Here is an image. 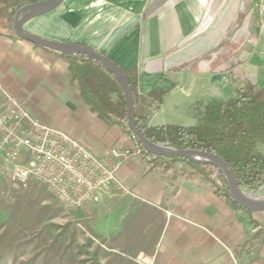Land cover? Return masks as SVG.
Masks as SVG:
<instances>
[{"label": "crops", "instance_id": "obj_1", "mask_svg": "<svg viewBox=\"0 0 264 264\" xmlns=\"http://www.w3.org/2000/svg\"><path fill=\"white\" fill-rule=\"evenodd\" d=\"M24 29L136 69L139 94L165 92L149 126H193L199 103L229 99L246 82L264 87V0H65ZM74 59L0 31V82L114 166L109 151L136 142L91 111L72 82ZM194 170L172 158L130 157L116 169L127 191L86 207L96 232L115 242L128 236L146 264H264V210L233 206Z\"/></svg>", "mask_w": 264, "mask_h": 264}, {"label": "trees", "instance_id": "obj_2", "mask_svg": "<svg viewBox=\"0 0 264 264\" xmlns=\"http://www.w3.org/2000/svg\"><path fill=\"white\" fill-rule=\"evenodd\" d=\"M38 1L43 0H0V10H6L12 31L14 13L26 4ZM124 72L134 98L136 124L150 141L174 149H195L216 154L232 170L241 189L264 197V87L246 82L237 87L234 96L229 99L199 103L194 107L197 123L193 126H149L150 109L160 107L165 92L155 90L141 95L137 90L136 69ZM72 82L79 87L91 111L130 134L144 154L164 159L147 152L130 130L123 90L105 65L89 55L75 56ZM172 159L187 162L202 176H205L207 168L215 170L220 182L210 181L216 190L233 206L250 212L232 198L228 183L218 168L180 157Z\"/></svg>", "mask_w": 264, "mask_h": 264}, {"label": "built area", "instance_id": "obj_3", "mask_svg": "<svg viewBox=\"0 0 264 264\" xmlns=\"http://www.w3.org/2000/svg\"><path fill=\"white\" fill-rule=\"evenodd\" d=\"M156 109H150V116ZM114 166L60 129L34 116L0 82V180L27 187L43 186L64 207L84 209L127 189L116 175L118 166L141 147L112 148Z\"/></svg>", "mask_w": 264, "mask_h": 264}, {"label": "rangeland", "instance_id": "obj_4", "mask_svg": "<svg viewBox=\"0 0 264 264\" xmlns=\"http://www.w3.org/2000/svg\"><path fill=\"white\" fill-rule=\"evenodd\" d=\"M6 15L1 9L0 31L14 35ZM203 177L220 182L212 168ZM128 239H104L94 213L64 207L41 185L0 180V264H146Z\"/></svg>", "mask_w": 264, "mask_h": 264}, {"label": "water", "instance_id": "obj_5", "mask_svg": "<svg viewBox=\"0 0 264 264\" xmlns=\"http://www.w3.org/2000/svg\"><path fill=\"white\" fill-rule=\"evenodd\" d=\"M65 0H43L29 3L19 8L12 17L13 32L17 37L25 39L35 45L47 48L52 51L66 53L72 56L81 54L93 57L98 63L105 65L118 80L126 101V110L128 126L133 132L141 146L149 153L156 156L173 158L180 157L202 164H209L218 168L224 175L232 198L242 207L251 211L264 210V197L252 194L241 189L229 166L218 155L195 150V149H174L161 143L150 141L143 130L137 126L135 118L134 98L132 90L126 78L125 72L118 64L112 61L108 56L101 54L94 49L66 41L51 40L40 37L24 29V24L37 16L44 15L59 6Z\"/></svg>", "mask_w": 264, "mask_h": 264}]
</instances>
